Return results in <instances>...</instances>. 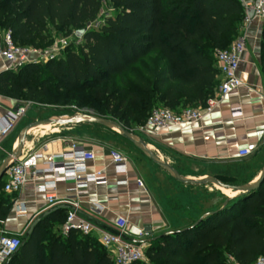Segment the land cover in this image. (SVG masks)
<instances>
[{
    "label": "trees",
    "instance_id": "1",
    "mask_svg": "<svg viewBox=\"0 0 264 264\" xmlns=\"http://www.w3.org/2000/svg\"><path fill=\"white\" fill-rule=\"evenodd\" d=\"M105 1L116 11L98 31L84 32L81 46L68 47L41 74L38 64L0 74V96L37 104L49 98L52 84L57 92H85L79 107L100 103L103 118L135 134L154 109H205L220 86L215 53L228 50L242 27L236 0H0V30L11 32L19 48L43 50L52 45L50 28L76 35ZM261 57L264 76V25ZM114 78L124 79L126 92L109 89ZM1 186L0 238L13 205ZM66 218L42 219L7 264H114L91 236L65 235ZM196 224L149 242L148 262L139 264H255L264 257V182Z\"/></svg>",
    "mask_w": 264,
    "mask_h": 264
},
{
    "label": "crops",
    "instance_id": "2",
    "mask_svg": "<svg viewBox=\"0 0 264 264\" xmlns=\"http://www.w3.org/2000/svg\"><path fill=\"white\" fill-rule=\"evenodd\" d=\"M262 32L263 25L256 23L247 32V50L238 72L244 86L229 95L216 109L203 110V120L199 126L183 134L173 130L159 138L142 135L149 149L183 177L197 181L213 177L229 186H243L259 179L264 166ZM3 66L0 61V74ZM14 104L13 100L0 96L3 108L11 106L14 109ZM238 112L242 117L235 119L234 114ZM3 114L0 110V115ZM73 127L69 135L43 139L34 147L26 142V146L43 154L39 162L41 170L47 169L51 162H63L59 156L71 152L73 146L92 150L95 160L86 163V171L89 175L100 172L106 182L90 184L85 190L87 194L77 200L69 194L74 189L71 182H59L55 190L50 189L45 194L37 190L41 182L27 184L20 192L10 195L13 205L1 225V231L17 235L23 240L32 224L44 219L45 214L51 212L49 216H52V220L60 221L70 212L76 211L79 217L101 232L114 231L116 220L127 218V231L132 237L141 230H150V235L144 241L148 245L163 235L189 229L193 223L221 209L225 203L221 197H227L215 186L181 185L147 159L151 178L142 174L129 158L127 174H117L111 158V152H117V143L115 145L110 140L98 139L95 133H109L115 139L121 136L96 125ZM49 129L52 130L49 135L59 134L57 128ZM17 140L13 141L9 151L12 152L16 147ZM249 146L256 147L253 155L245 160H237L238 152ZM138 182L143 184L144 190L139 188ZM52 195H56L58 202L50 206L47 198ZM75 203L77 208L73 207ZM95 206L102 210L100 215L93 212ZM90 236L99 242L98 234Z\"/></svg>",
    "mask_w": 264,
    "mask_h": 264
},
{
    "label": "built area",
    "instance_id": "3",
    "mask_svg": "<svg viewBox=\"0 0 264 264\" xmlns=\"http://www.w3.org/2000/svg\"><path fill=\"white\" fill-rule=\"evenodd\" d=\"M243 8L244 19L239 32V39L232 44L228 50H221L215 53V59L219 70L220 86L215 96L208 100L205 109H187L181 113H174L166 108L154 109L146 123L136 130V133L146 137L159 138L173 130L183 134L194 130L203 120V110L212 111L216 109L229 95L244 86L238 77L240 64L246 54V36L253 24L264 25V0H236ZM250 12L253 16L250 17ZM67 41L59 42L49 50L22 49L17 47L12 39L11 32L0 30V61L3 62L2 73L18 71L20 68L39 64L43 61H56L61 57L67 47ZM4 112L0 115V145L12 135L17 126L26 114V108L14 106V109H6L0 105ZM242 117L241 113H235L234 118ZM264 118V115H263ZM256 151V147L249 146L237 154V160L250 158ZM43 154L35 148L25 147L22 157L10 166L4 176L3 191L7 195L20 192L27 184L42 183L37 187L39 193L45 194L48 190H55L59 182H71L74 189L69 191L74 200H77L87 193L85 190L90 184L105 183L102 174L89 175L86 171V163L95 160V153L82 147L73 146L71 152L59 156L63 162H51L47 169L41 170L39 162ZM112 164L117 174H127L129 160L118 152H111ZM68 160L69 162H65ZM139 188L144 190L141 182ZM58 202L56 195L49 196L47 203L52 206ZM77 204L73 205L77 208ZM93 212L97 215L102 210L95 206ZM3 225V223H2ZM127 218L120 217L114 223V231L101 232L88 222L78 216L76 211L70 212L63 225L65 235L70 232H79L85 236L94 233L99 235L100 244L109 252L114 264H139L147 263L146 250L148 245L144 243L147 238L145 230H141L137 236L132 237L127 227ZM22 245V239L1 231L0 238V264L7 262L16 254ZM232 264H238L233 261ZM255 264H264V257L258 258Z\"/></svg>",
    "mask_w": 264,
    "mask_h": 264
},
{
    "label": "rangeland",
    "instance_id": "4",
    "mask_svg": "<svg viewBox=\"0 0 264 264\" xmlns=\"http://www.w3.org/2000/svg\"><path fill=\"white\" fill-rule=\"evenodd\" d=\"M115 7L108 1L103 2L102 4V10L98 16V18L90 23H88L86 26L81 28V31L88 32V31H98L100 27L103 25L104 20L110 16L115 15ZM51 37H52V45L48 48L43 49L49 50L55 47L56 44L62 41H67V47H73L77 48L83 44L82 38H78L75 33H73L70 36H67V33L64 31H59L53 28H50ZM238 36L231 40V44H234L238 40ZM65 50L62 52L61 57L63 58L65 56ZM59 58V59H60ZM47 61H43L38 64L39 71L37 74H41L40 72H44L47 68ZM135 70L139 71V68L136 67ZM16 71H14L15 73ZM126 80L131 81V78L129 75L125 77ZM123 80L119 78H114L110 82L109 89L112 90H122L124 92L127 91V88L123 86ZM106 87L102 86L101 89L104 90ZM87 93L85 92H73L71 94H67L64 91L57 92L55 84L51 85V94L48 99L43 100L37 104L35 103H29L26 101H14V106H21L26 108V114L24 118L21 120L19 125L17 126L16 130L12 133L10 137H8L1 145H0V164L2 161L11 153L9 151L11 144L15 139H18V136L20 132L28 125L44 121V120H50V119H69L75 115L78 114H86V115H93L97 117H102L100 114L103 113L102 105L100 103H97L96 106L88 105L86 107H79L80 102H84L86 100ZM86 96V97H85ZM13 107H8V109ZM104 114V113H103ZM107 117V116H105ZM59 130V134L56 135H49L52 130H41L40 128L36 131L29 134L27 138V142L31 145L29 146H36L39 144V142H42L44 139H57L61 136L69 135V130L74 128L73 126H54ZM97 128V127H96ZM107 132V131H105ZM97 134L98 139H107L110 140V142L113 144L117 143L116 151L120 153L121 155L125 156L127 159L129 158L137 167L138 170L145 176L151 178L152 172L148 169L146 158L138 151L136 150L131 144H129L127 141L119 137L118 139H115L113 135H110L109 133H95ZM108 134L112 136L110 139L108 137ZM137 134V133H136ZM45 135H48L44 137ZM139 135V134H137ZM143 140L145 138L142 135H139ZM118 140V141H117ZM146 141V140H145ZM115 143V145H116ZM4 182V178L2 180ZM0 194H2V186L0 187ZM225 198L221 197V201H224ZM26 238V237H25ZM25 240V239H23Z\"/></svg>",
    "mask_w": 264,
    "mask_h": 264
},
{
    "label": "water",
    "instance_id": "5",
    "mask_svg": "<svg viewBox=\"0 0 264 264\" xmlns=\"http://www.w3.org/2000/svg\"><path fill=\"white\" fill-rule=\"evenodd\" d=\"M250 17L253 16V13L250 12ZM84 35V31H79L76 33V36L78 38H82ZM82 124H88V125H96L99 127H102L106 130L113 131L118 133L121 138H123L125 141L130 143L136 150H138L147 160H149L153 165L161 168L172 180L175 182L186 185V186H215L223 190H230L233 192H238V195H249L255 192H258L261 189L262 183L264 182V166L261 172V175L259 179L251 184H246L243 186H229L226 184H223L219 180L213 177H207L204 180H190L188 178L183 177L175 168H173L171 165H169L167 162L162 160L159 156H157L155 153H153L146 142L137 134L125 129L119 122L114 121L112 119L103 118V117H97L93 115H86V114H78L75 115L69 119H50V120H44L40 122H36L33 124H30L26 126L19 134L18 140H17V146L12 150V152L2 161L0 164V184L10 168L11 165H13L16 161H18L22 155L23 151L26 146L27 138L29 134L39 128L47 127V126H78ZM231 200L229 198L222 206L221 209L212 212L208 214L206 217L217 215L218 213L224 211L228 205V201ZM51 212L44 215V218L48 217ZM205 217V218H206ZM204 218V219H205ZM204 219L197 222L196 225H198L200 222H202ZM42 219L36 220L31 228L28 231L27 236H30L34 229L41 223ZM147 235H150V230L147 229L146 231Z\"/></svg>",
    "mask_w": 264,
    "mask_h": 264
},
{
    "label": "bare ground",
    "instance_id": "6",
    "mask_svg": "<svg viewBox=\"0 0 264 264\" xmlns=\"http://www.w3.org/2000/svg\"><path fill=\"white\" fill-rule=\"evenodd\" d=\"M52 127H54V126H47V127H43V128H40V129L41 130H47V129L52 128ZM36 130L37 129L33 130L32 132H34ZM16 146H17V144H16ZM215 188L218 189L227 198H231V199L232 198H236L238 196V194H239L238 192H233V191H230V190H223V189H220L218 187H215Z\"/></svg>",
    "mask_w": 264,
    "mask_h": 264
}]
</instances>
